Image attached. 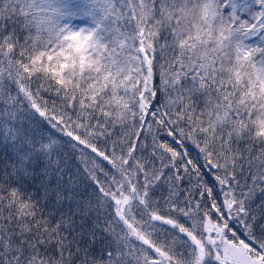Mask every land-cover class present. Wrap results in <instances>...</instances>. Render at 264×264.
I'll list each match as a JSON object with an SVG mask.
<instances>
[{
    "label": "snow or ice",
    "instance_id": "snow-or-ice-1",
    "mask_svg": "<svg viewBox=\"0 0 264 264\" xmlns=\"http://www.w3.org/2000/svg\"><path fill=\"white\" fill-rule=\"evenodd\" d=\"M0 264H264V0H0Z\"/></svg>",
    "mask_w": 264,
    "mask_h": 264
}]
</instances>
